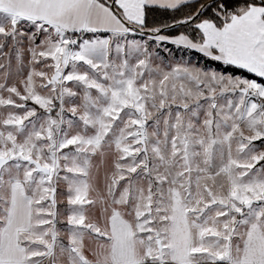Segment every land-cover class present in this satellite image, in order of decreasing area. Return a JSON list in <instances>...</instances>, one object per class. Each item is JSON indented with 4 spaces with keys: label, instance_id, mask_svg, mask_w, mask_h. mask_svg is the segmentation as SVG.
Here are the masks:
<instances>
[{
    "label": "snow or ice",
    "instance_id": "obj_1",
    "mask_svg": "<svg viewBox=\"0 0 264 264\" xmlns=\"http://www.w3.org/2000/svg\"><path fill=\"white\" fill-rule=\"evenodd\" d=\"M0 264H264V0H0Z\"/></svg>",
    "mask_w": 264,
    "mask_h": 264
},
{
    "label": "rangeland",
    "instance_id": "obj_2",
    "mask_svg": "<svg viewBox=\"0 0 264 264\" xmlns=\"http://www.w3.org/2000/svg\"><path fill=\"white\" fill-rule=\"evenodd\" d=\"M198 58V54H196V53H192L191 54V59L192 60H196Z\"/></svg>",
    "mask_w": 264,
    "mask_h": 264
}]
</instances>
